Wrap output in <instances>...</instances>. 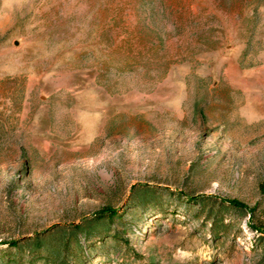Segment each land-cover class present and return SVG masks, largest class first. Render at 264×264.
I'll return each instance as SVG.
<instances>
[{"label": "rangeland", "instance_id": "1", "mask_svg": "<svg viewBox=\"0 0 264 264\" xmlns=\"http://www.w3.org/2000/svg\"><path fill=\"white\" fill-rule=\"evenodd\" d=\"M0 264H264V0H0Z\"/></svg>", "mask_w": 264, "mask_h": 264}, {"label": "trees", "instance_id": "2", "mask_svg": "<svg viewBox=\"0 0 264 264\" xmlns=\"http://www.w3.org/2000/svg\"><path fill=\"white\" fill-rule=\"evenodd\" d=\"M229 207L230 208H234V209L242 210V208L238 204H235V203L234 204H229ZM225 208H227V207H225ZM104 214L108 215L110 219H113L116 216V213L113 212V211H110V210L104 212Z\"/></svg>", "mask_w": 264, "mask_h": 264}]
</instances>
